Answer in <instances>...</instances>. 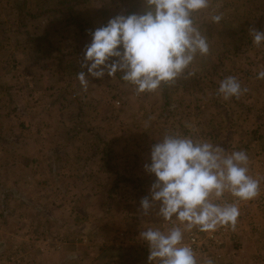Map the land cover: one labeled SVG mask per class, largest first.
<instances>
[{
	"label": "rangeland",
	"instance_id": "obj_1",
	"mask_svg": "<svg viewBox=\"0 0 264 264\" xmlns=\"http://www.w3.org/2000/svg\"><path fill=\"white\" fill-rule=\"evenodd\" d=\"M62 1L76 0H0V264H84L96 258L97 250L100 260L108 262L107 252L122 248L129 230L139 227L140 201L149 196L155 180L143 166L150 163V149L165 132L210 140L228 152L245 150L250 175L264 188V80L256 79L264 70V45L256 47L249 35L250 28L264 31V0H242L244 5L232 14L219 9L224 14L220 24L201 25L210 54L197 58L194 71L207 67L210 73L215 65L249 89L240 99L228 101L213 97L205 83L197 84L192 77L138 95L120 81L119 73L114 78L89 76L83 91L76 75L87 74L80 65L90 33L116 15L142 14L146 4L145 0H77L70 13L56 14ZM232 1L213 0V4ZM242 11L256 14L261 24L255 15L244 16ZM235 47L241 52L234 55ZM214 81L219 86V80ZM54 125L65 144L74 136H87L88 146L97 153L91 161L95 170L87 173L76 169L81 160L73 149L66 156L70 168L56 174L63 178L64 192L58 199L59 190L53 186L58 178L50 189L44 186V175L26 170L31 161L47 157H16L14 151L17 137L28 135L40 146ZM98 166L108 172L105 188L94 184H102L101 177L95 178ZM225 199L235 200L229 193ZM101 202L111 211L113 224L98 239L86 232L90 221L84 217L91 215L84 210L94 212ZM258 204L262 207L261 201ZM258 209L264 219V209ZM160 222L164 230L171 226ZM196 231L203 235L198 229L191 232Z\"/></svg>",
	"mask_w": 264,
	"mask_h": 264
},
{
	"label": "clouds",
	"instance_id": "obj_2",
	"mask_svg": "<svg viewBox=\"0 0 264 264\" xmlns=\"http://www.w3.org/2000/svg\"><path fill=\"white\" fill-rule=\"evenodd\" d=\"M142 14L116 15L105 26L90 33L81 68L76 76L83 91L88 77L105 74L133 87L136 94L155 93L164 85H175L180 78L195 75L198 57L210 54V42L198 14L220 24L224 14L213 0H145ZM256 47L264 45V31L249 29ZM256 79L264 80V70ZM249 89L236 76L219 82L216 94L225 101L240 99ZM150 163L143 167L154 175L149 196L141 199L147 216L159 202L157 215L170 223L166 230L147 228L140 237L149 246L148 260L156 264H199L194 249L184 243V234L198 229L215 232L220 227L236 229L239 201L260 195V179L250 175V158L245 150L226 151L210 140L165 132L150 149ZM225 193L235 198L225 199ZM179 222V223H177ZM204 264H214L211 258Z\"/></svg>",
	"mask_w": 264,
	"mask_h": 264
},
{
	"label": "crops",
	"instance_id": "obj_3",
	"mask_svg": "<svg viewBox=\"0 0 264 264\" xmlns=\"http://www.w3.org/2000/svg\"><path fill=\"white\" fill-rule=\"evenodd\" d=\"M55 125H58L57 122H55ZM55 125L51 129L54 133L52 132L51 135H48L45 139V142H42L40 146H38L37 144L38 140H34L33 138L31 139L28 135L26 137L24 135H22L23 137H17L14 141V145L16 147L14 148V151L16 157H19L17 156V154L20 156H23V154L25 156L28 155V157H47L46 160L39 159V161L37 162L31 161L30 164H33L32 167L27 166L26 170L29 171V169H31L32 172L37 171L40 172L42 176L44 175V186H48L50 189L52 188L53 182H56L58 178L57 184L53 185L55 186V189L57 188L59 190V194L56 198L58 199L62 197L61 195L64 192L60 186L62 185L61 179L63 178H61V176L57 177L56 174L64 173L65 167L70 168L64 161L66 156H68L73 149V154H75V156L81 160V162L76 165V169H82V172L86 171L85 173H87L92 168H94L95 170L96 166L93 167L94 164L91 165V161L93 155L97 156V153L91 146H88V142H90L91 140L87 136L77 135V137L74 136L70 140H68L69 138H66L68 141H66L65 144L60 135V128L58 126L55 127ZM144 142L145 140H140L141 144H144ZM67 144L68 146H70L71 144L72 147L67 148ZM68 149L71 150L68 151ZM139 153L142 152L140 151ZM43 161H46V163H44ZM20 164L23 165L22 163ZM99 169L102 171H99ZM104 169V166H98L96 168L95 178L99 179L98 177H101L100 179L102 180V184L94 182L95 186L104 188L108 186L106 185V183H109V181H107L109 179L107 175L108 172L106 171V169ZM45 181L47 182V184ZM258 201L260 200H257L255 198L250 201L238 202L240 209L238 223L236 229L234 231L231 230L230 235L225 236L224 246L220 247L217 250L220 254V257H217V251L215 252V250L208 248L206 254H196L199 264H204V260L207 258H211L214 261V264H264V219H261L259 217V215L261 214L258 209L263 208L260 207ZM103 203L104 202L99 203V205L96 206L94 212L84 210L88 215H91V217H84V219L86 220L85 222L90 221L89 228L86 229V232L89 235L96 236L98 239L113 224V220L110 217L111 211L108 210V207H103ZM244 205L246 206L244 207ZM42 207L46 209L44 213L49 215V212L45 205ZM42 207L40 208V210L42 209ZM158 210L159 202L153 205L152 209L149 210L147 216L142 214V218H140L141 221H139V227H137L138 230L136 227L129 230L130 233H127V237L122 248L107 252V254L109 255L108 262L100 260L102 257L100 256L101 250H97L93 251L94 258H96L92 259L91 262H86L84 264H156V262H150L148 260L149 246L147 242L143 241L140 237V232L150 227L161 228L162 230H164L162 228L163 225H161L160 222L162 218L157 215ZM140 212L142 213V210H140ZM259 227H261V231L257 229ZM91 228L92 232L90 233V231L88 230ZM60 230H66V227H62ZM72 255L73 254H71L70 256ZM74 255L76 254L74 253ZM79 257L80 256H78V258ZM81 262L82 261H78L77 263L83 264ZM63 263H66V261L64 260Z\"/></svg>",
	"mask_w": 264,
	"mask_h": 264
},
{
	"label": "trees",
	"instance_id": "obj_4",
	"mask_svg": "<svg viewBox=\"0 0 264 264\" xmlns=\"http://www.w3.org/2000/svg\"><path fill=\"white\" fill-rule=\"evenodd\" d=\"M76 1L73 4H71L68 1L60 2V8L58 10H55V13H56V11H64V13H70L72 8H74V6L76 5ZM255 1H262V0H254V2ZM220 3H221V7L219 9H222V12L226 11V12L229 13V11H230V14L239 11L240 7L242 5H244L242 0H233L230 3H227V2H220ZM215 5L216 4H213V7H215ZM219 9H218V11H219ZM240 13H241V15H244V16L246 15V16H250V17L255 15L254 19L256 21H258V24H261L259 22V18L253 12H251V11L243 12L242 11ZM130 14H133V12H130ZM206 15L208 16L209 12L206 11L205 13L198 14L199 19L201 21L209 22L210 20L206 19V17H205ZM240 52H241V50L239 48H236V47L234 48V55L237 54V53H240ZM221 60H223V58ZM207 69H208L207 67L198 69V71L195 72V75L192 76V78L194 79V82L197 83V84H199L200 82L201 83H205L204 84V88L209 90V91H211V93L213 94V97H215L217 95L216 92H217L218 85H217V82H215L214 80H219V82H220L226 76H229V74L227 72H225L224 69H222L219 72V70H217L215 65L211 66V72L210 73L207 71ZM118 77L120 78L119 75H118ZM120 81H122V80L120 79ZM167 86L168 85H164L162 87L167 89ZM166 97H168L167 94H166ZM255 139L257 140L259 138H255Z\"/></svg>",
	"mask_w": 264,
	"mask_h": 264
},
{
	"label": "built area",
	"instance_id": "obj_5",
	"mask_svg": "<svg viewBox=\"0 0 264 264\" xmlns=\"http://www.w3.org/2000/svg\"><path fill=\"white\" fill-rule=\"evenodd\" d=\"M262 190V192H261ZM261 196V198H260ZM262 202V207L264 209V188H260V195L256 198ZM234 200L232 199V202ZM229 227H220L215 232H203L200 235L198 231L187 232L185 234L184 243L190 245L195 253L207 252L208 248L215 250V252L225 244V236L230 233ZM217 257H220L219 252H216Z\"/></svg>",
	"mask_w": 264,
	"mask_h": 264
}]
</instances>
